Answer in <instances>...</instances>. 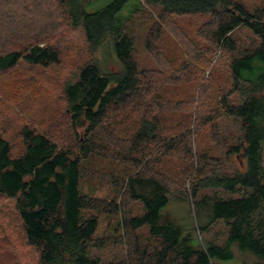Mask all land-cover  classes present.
Here are the masks:
<instances>
[{
    "label": "trees",
    "instance_id": "trees-1",
    "mask_svg": "<svg viewBox=\"0 0 264 264\" xmlns=\"http://www.w3.org/2000/svg\"><path fill=\"white\" fill-rule=\"evenodd\" d=\"M141 1L158 10L144 41L156 65L148 70L135 59L125 13ZM91 3L0 0V101L9 107L0 113V199L14 201L26 246L38 264H101L91 250L105 248V241L94 236L97 215L86 214L118 216L122 207L116 199L80 193L81 178L104 179L84 166L100 158L129 167L109 182L141 207L140 215L120 216L118 224L133 237L130 264H218L233 259L232 245L264 264V0H112L89 11ZM181 17L203 21L190 35L177 22ZM164 28L174 38L170 56L158 45ZM75 31L89 58L70 66L73 78L60 90L61 115L43 131L32 123L16 128L12 107L28 90L34 99L41 94L40 81H24L18 70L63 68ZM108 59L116 70L105 69ZM8 89L16 99L5 97ZM12 129L17 152L7 138ZM203 134L220 158L204 152ZM234 159L239 168L227 166ZM171 161L181 165V178L172 175ZM184 179L196 204H209L200 231L221 222L222 244L196 246L180 226L161 221L168 195ZM142 228L146 243L133 236Z\"/></svg>",
    "mask_w": 264,
    "mask_h": 264
},
{
    "label": "rangeland",
    "instance_id": "rangeland-1",
    "mask_svg": "<svg viewBox=\"0 0 264 264\" xmlns=\"http://www.w3.org/2000/svg\"><path fill=\"white\" fill-rule=\"evenodd\" d=\"M111 1L112 0H92L88 10H98L109 4ZM243 1L250 5L257 4L259 0ZM130 4H134V1L130 2ZM125 13L130 14V23L133 28L135 39L134 56L139 67L146 70L156 68L152 57L149 56L144 49V41L150 27L157 21L158 10L152 5H147L144 1H141L138 10L132 12L126 11ZM202 21L203 18L197 17H181L177 19L181 28L190 35L194 33L195 29ZM242 38L243 40H247L245 34H242ZM161 41L158 42V45L163 47V52L166 56H170L172 52L171 45L174 46V38L170 34V31L165 28L163 29ZM73 42L75 47H73L72 56H70L69 63L63 66V68H50L48 71L44 72H36L34 70L28 71L26 67L23 69L21 67L18 70L19 76L24 81L28 83L31 81H40L38 84L40 85L41 94L37 96L38 98L34 99V92L28 90L25 94V98L12 107L11 114L13 115L12 117H14L12 119L16 128H18L19 125L21 126L23 124L32 123L36 126L38 131H43L47 129V124H49L51 120H55L61 115L63 104L61 101L60 90L65 81L73 78V73H69L71 71L70 66H72L73 62L78 61V63H81L89 58L87 47L85 46L86 44L84 43L83 35L80 31H75L73 33ZM95 56L98 57L100 61H104V58L100 54H95ZM105 69L108 71H114L117 69V66L115 62L108 59L105 62ZM207 69H209V67ZM205 71V74H207L208 70ZM5 97L8 99H16L9 89L6 90ZM4 108L9 109L6 105L1 104L0 101V113H6ZM15 132L16 129H12L7 138L13 146V151L17 152L21 150V145ZM204 137L203 134L202 138ZM202 138L201 140L199 139L201 143ZM202 149H204V152L208 155L217 158L221 157L216 145L211 144L206 138H204V143H202ZM175 162L179 161L176 160ZM179 163L184 166L183 161H180ZM241 164L242 163H240L239 160L234 159L233 162H231V165L227 166L229 168H239ZM84 166L89 169L88 171H98L96 174L104 179H96V177L88 176L81 178L79 183L80 193L104 199L106 201L116 199L117 201H120L122 207V212L118 216L96 214L91 211L87 212V216L97 215L98 225L94 236L95 238H102L106 245L105 248L91 250V255L98 258L101 264H130L127 252L128 243H132L133 237H131V234H127L126 232L123 233L118 224L120 216L123 218L124 216L133 217L140 215L142 213L141 207L138 203L130 202L125 199L120 187H115L112 182H109L114 180V176H117L118 180L123 178L124 172H128L129 167L118 163L113 164L100 158L95 159L92 163H84ZM160 166H163V164ZM168 166L172 168L170 171L174 178H181V165L171 161ZM160 171L163 173L164 167H161ZM189 181V179L182 180V184L180 185L182 188H179L180 186H178L176 191L168 195V203L161 210V221H170L171 223L180 226L185 236L190 235L191 238H193V244L196 246L201 247L207 241L222 244L225 241L226 229L221 222L212 225L207 232L200 231V227L207 221L209 204H206L205 202L201 205H197L196 201L189 196ZM183 190L188 191V195L186 192L183 200H179L177 198V192L183 194ZM13 204V200L0 199V252L2 249L4 251L0 254V264H3V262L8 263L9 260L11 262L12 259L16 261L17 264H38L35 251L26 246L23 231L17 217L15 218ZM133 236L136 237V241L146 243L148 238L147 230L145 228L137 230L134 232ZM231 250L233 253V259L230 261H221L218 264H261V260L255 257L252 253L241 252L236 245H232Z\"/></svg>",
    "mask_w": 264,
    "mask_h": 264
}]
</instances>
